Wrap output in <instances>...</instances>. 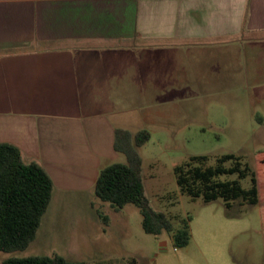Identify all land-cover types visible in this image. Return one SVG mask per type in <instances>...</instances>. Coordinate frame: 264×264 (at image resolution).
I'll list each match as a JSON object with an SVG mask.
<instances>
[{
    "label": "crops",
    "instance_id": "obj_1",
    "mask_svg": "<svg viewBox=\"0 0 264 264\" xmlns=\"http://www.w3.org/2000/svg\"><path fill=\"white\" fill-rule=\"evenodd\" d=\"M245 32H264V0H0V143L46 171L52 196L96 197L100 169L118 158L115 129L130 110L145 116L139 97L155 89L156 53ZM45 217L33 241L48 233ZM93 223L104 234L113 228L98 212ZM193 240L183 249L194 252L164 249L141 264H209Z\"/></svg>",
    "mask_w": 264,
    "mask_h": 264
},
{
    "label": "rangeland",
    "instance_id": "obj_2",
    "mask_svg": "<svg viewBox=\"0 0 264 264\" xmlns=\"http://www.w3.org/2000/svg\"><path fill=\"white\" fill-rule=\"evenodd\" d=\"M156 55L160 73L155 89L139 97L145 116L130 110L125 123L131 133L150 134L138 153L151 208L163 213L175 229L179 220L187 219L192 243L199 241L209 264H264V32L226 37L224 44L215 46L162 48ZM227 153L241 156L255 171L259 198L253 206L235 203L231 221L220 200L204 203L181 194L173 173L190 156H208L212 164ZM117 155L114 163H124V156ZM240 184L248 189L250 178ZM93 195L53 194L42 226L48 233L23 251L0 252V264L10 257L53 255L71 263L141 264L153 263L164 249L196 251L194 244L187 250L175 248L167 232L146 234L133 204L112 212ZM96 212L112 220L111 231L104 234L94 225ZM226 222L235 224L236 233L232 235Z\"/></svg>",
    "mask_w": 264,
    "mask_h": 264
},
{
    "label": "trees",
    "instance_id": "obj_3",
    "mask_svg": "<svg viewBox=\"0 0 264 264\" xmlns=\"http://www.w3.org/2000/svg\"><path fill=\"white\" fill-rule=\"evenodd\" d=\"M147 130L131 133L125 129L114 131V151L125 158L124 163H112L100 169L95 184V196L119 211L133 204L141 215L142 229L149 235L167 232L175 248H185L190 240L188 220H179L178 228L161 212L153 210L144 194L141 158L138 149L147 143ZM264 162V158H263ZM179 192L191 199L201 198L204 203L220 200L229 219L235 203L253 206L258 204L255 171L243 162L241 156L222 154L213 159L205 155L190 156L173 169ZM236 175V180H221ZM250 178V187L242 188L240 180ZM53 193V183L46 171L36 162H25L20 150L0 143V252L25 250L35 239L42 218ZM103 224L107 217L98 212ZM2 264H85L71 263L58 255L10 257Z\"/></svg>",
    "mask_w": 264,
    "mask_h": 264
}]
</instances>
